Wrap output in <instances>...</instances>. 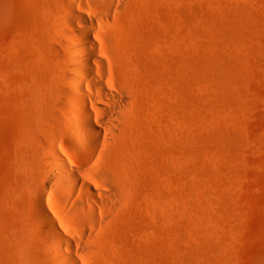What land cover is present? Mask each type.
Here are the masks:
<instances>
[{"label":"rangeland","instance_id":"rangeland-1","mask_svg":"<svg viewBox=\"0 0 264 264\" xmlns=\"http://www.w3.org/2000/svg\"><path fill=\"white\" fill-rule=\"evenodd\" d=\"M63 15L128 96L114 162L67 127ZM51 147L115 184L99 225L44 187ZM38 193L92 264H264V0H0V264L57 261Z\"/></svg>","mask_w":264,"mask_h":264},{"label":"bare ground","instance_id":"bare-ground-1","mask_svg":"<svg viewBox=\"0 0 264 264\" xmlns=\"http://www.w3.org/2000/svg\"><path fill=\"white\" fill-rule=\"evenodd\" d=\"M111 6L109 5V11L115 13L117 8ZM103 17L105 18V14ZM67 19L64 15L61 16L64 28L71 30L68 37L72 41L68 47L74 64L71 73L74 102L63 110L68 114L67 127L75 132L85 148L88 149L91 164L95 165L98 162L97 157H104L106 160L112 159L114 162L115 160L111 157L116 156L115 152L117 151L114 150L118 149L116 147L119 146L117 142L121 139L120 135L123 134H121V130L124 128L122 121L129 109V99L124 91L115 92L112 88L111 79L107 75L111 62L101 55L100 46L93 40L91 32L89 33L88 30L84 29L75 30L73 25H69L70 22L68 23L69 19ZM82 19L87 21L85 16ZM88 23L94 29L92 22L88 21ZM83 78L91 80L93 83L84 84ZM49 152L51 158L46 162L48 180L44 187L52 183L59 192V198L68 201V204L71 203L70 211L85 227L97 223L99 225L102 220L99 222L97 216L100 212L103 213L100 211L101 209H107L106 203L108 202L106 200L109 202L117 200L118 194L113 188L115 184L112 185V181L109 184V180H104L105 176L101 178L103 181L100 182V176L99 180L97 179L98 176L93 177L94 172L91 176L90 169L88 168V171L87 167L83 169L72 167L55 148H49ZM114 182L116 181L114 180ZM103 199H106V202ZM91 202L94 206L91 205ZM33 205V214L36 213L40 226L45 229L50 238L46 244L51 248L57 260L54 264L93 263L89 258L79 255L81 248L79 242L75 238L65 235L49 215L42 202V194H35ZM95 206H98L99 209ZM84 231L78 232V235L75 234L78 236V240L88 237L89 232L85 233ZM72 252H76V254L74 255Z\"/></svg>","mask_w":264,"mask_h":264}]
</instances>
